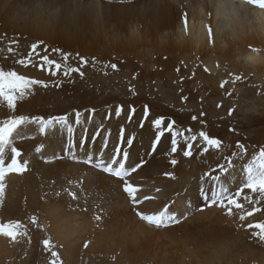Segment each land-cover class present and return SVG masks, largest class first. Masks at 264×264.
Listing matches in <instances>:
<instances>
[{"label":"bare ground","instance_id":"1","mask_svg":"<svg viewBox=\"0 0 264 264\" xmlns=\"http://www.w3.org/2000/svg\"><path fill=\"white\" fill-rule=\"evenodd\" d=\"M38 41L43 43L33 52L31 45ZM44 56L61 65L59 71L52 66L56 75ZM146 64L145 75L157 92L147 85L148 95L137 97ZM99 66L106 69L95 80ZM227 66L234 75L264 77V7L251 0H0V70L47 84L33 85L14 110L0 100V121L67 115L73 126V133L60 125L42 133L38 124L26 123L5 146L0 164L7 169L15 148L27 170L0 179V264H233V257L235 264H245L247 253L255 264H264V248L253 254L252 231H241L244 195L254 192L244 189L240 207L229 206L231 215L217 205L198 210L204 204L201 188L210 193L214 185L222 186L234 193L246 182L244 169L254 157L231 156L232 167L221 173L220 165L228 167L222 160L225 150L202 153L203 141L191 129L196 121L178 119L197 116L200 109L190 102L186 84H172L176 75L221 76ZM72 67L83 76H65ZM153 105L170 114L154 111ZM117 106H123L119 117ZM130 108L135 109L131 122ZM77 111L82 114L79 124ZM161 117L165 127L174 121L185 135L197 137L191 157L183 155V140L171 153L167 132L152 152L156 130L151 121ZM129 137H134L130 147ZM124 151L126 168L146 163L121 177L115 172ZM173 159L176 165L170 164ZM109 167L114 171L108 173ZM126 182L135 186L129 191L136 203L124 189ZM166 205L181 222L157 226Z\"/></svg>","mask_w":264,"mask_h":264},{"label":"rangeland","instance_id":"2","mask_svg":"<svg viewBox=\"0 0 264 264\" xmlns=\"http://www.w3.org/2000/svg\"><path fill=\"white\" fill-rule=\"evenodd\" d=\"M182 66L184 67L185 64H182ZM104 69H106L104 66L97 67L93 73V79L96 80V78L103 75ZM149 69V64H146L141 71L143 74L140 77V82H138V90L139 92L141 89L142 90L140 93H137V97H141L140 95L142 94L148 95L149 90H147V87L149 86L152 89L150 91L155 90L152 88L153 85H151L154 82L152 80L150 81L145 75ZM227 69V72L221 76L211 73L181 72L179 75H176V81L172 82V84H176L181 81V83L186 84L188 86L187 92L188 95H190V102L193 104L196 103L200 109L197 116L194 113L187 115V118H182V116L178 117L177 114L176 116L183 122L196 121L195 126L191 127L192 130L198 133L203 131L207 133L210 138L219 139L221 145L218 149L216 148L215 155H219L225 150L222 156L224 163H227L228 158L231 156H239L240 154L245 155L246 158L257 157L260 150L264 149V77L263 79H255L254 76L251 75H234L229 66H227ZM153 77L154 76L150 79ZM129 85L131 86V84ZM130 86L127 87L129 90H131ZM154 86L157 87L156 85ZM132 92V96L135 97L134 91ZM185 96L188 97L187 95ZM209 97H212V101H209ZM95 98L97 99L98 96H95ZM137 101L132 102V105H135ZM157 106L158 105H153L154 111L163 113L164 116L170 114L169 110H167L168 108L160 107L161 109H158ZM47 110H51V108L48 107ZM191 115L196 116L197 119L194 120V116ZM182 121L181 123H183ZM238 143L244 145L246 151H242L238 148ZM129 202L131 204V201ZM243 204L246 209L244 208L243 211L245 219L243 220L241 231H252L250 232L248 241L256 245L250 247L251 243H248L250 247L249 251L253 249V254H256L257 248H264V239L253 236L252 233L258 230L254 228L249 229L247 225L264 222V192L257 190L253 194L244 195ZM250 212L253 213V215H249ZM245 259L247 260L245 264H255V261L251 260V254L247 253ZM232 262L235 264L234 257L232 258Z\"/></svg>","mask_w":264,"mask_h":264},{"label":"snow or ice","instance_id":"3","mask_svg":"<svg viewBox=\"0 0 264 264\" xmlns=\"http://www.w3.org/2000/svg\"><path fill=\"white\" fill-rule=\"evenodd\" d=\"M123 2V0H121ZM252 3L257 4L258 6L264 7V0H251ZM184 22L187 24V15L184 16ZM43 41H38L37 43H34L31 45L32 51L35 52L36 49L42 44ZM11 51V48L9 49ZM53 51H60L59 49H53ZM39 55V53H36ZM31 56V53L29 54ZM65 61L68 59V54L64 55ZM43 62L46 63L49 68L48 70L51 72L52 75H56V71H59L61 68V65L59 63H56L53 60H50L47 56L43 57ZM20 63H25L24 61H20ZM87 63V60H85L83 57H81V64L84 65ZM55 66L56 71L52 70V66ZM111 67L113 69H116L117 65L112 64ZM208 69L206 68L205 71ZM72 72H77L81 76H83V73L80 72L79 68H66L64 71V75L68 76ZM33 85H41L44 87H47V84H45L44 81L41 80H35L30 79L28 77H25L23 75L18 74L16 71H8L5 72L3 70H0V100H3L7 103V106L10 109H15L16 102L19 98L24 97L28 92L31 91ZM95 110H92L94 114ZM123 111V106H117L116 108V115L117 117L120 116V114ZM135 114V109L130 108L129 110V122H131L132 116ZM81 113L77 111L75 113L76 116V124L80 123ZM149 115V109L147 106H145L144 109V120L147 119ZM195 120L196 117H193ZM26 123H36L40 127V131L42 133H45L49 128H54L57 125H60L62 127H65L67 129L68 133H73V126L69 124L68 122V116H58V117H50L48 119H45L43 117H32L29 118L24 115L20 116H14L10 117L6 120L0 121V157L3 156L4 148L7 144L11 143V138L13 133L22 125ZM175 122H168L166 127L165 120L163 117L157 118L153 121H151V126L153 129L156 130L155 139L152 142L151 150L154 153L158 144L161 141V138L164 136V134L170 133L171 134V153H176L179 149L180 142L183 140L186 147L183 151V155L185 157H191L193 155L192 149H193V142L197 140V137L195 135L187 136L184 134L183 131L177 129L174 127ZM142 128L144 127L143 121L140 125ZM189 132H191V129H188ZM124 135V129L121 128V138L123 139ZM200 138L203 141V148L201 149L202 153H206L209 151L210 148H219L221 145V141L216 138H210L209 135L203 131L199 133ZM83 144V141L81 142ZM127 145L130 147L134 143V137H129L126 140ZM70 147L74 148L75 144L74 142L70 145ZM237 147L240 148L242 151H246L244 149V145L237 144ZM39 150V149H38ZM14 156L11 160V163L7 166V169L4 168L2 164H0V179H2L3 175H5L7 172L10 171H16L18 173L26 171L27 170V161L21 162L18 158L21 155L20 151L18 149L13 148ZM128 159V152H123V160L119 161V171L115 172L118 176H128L130 173L135 172L138 168L142 167L146 161L141 160L139 164H137L135 167L132 168H126L125 167V161ZM258 160V165L255 164V161ZM117 160L114 157L112 160V164H116ZM177 161L175 159L170 161V164L176 165ZM232 167L231 158H228V167L225 168L224 165L219 166V171L221 173H226L228 171V168ZM109 172H113L114 170L109 167ZM244 171L246 172V182L243 183L239 189H237L234 193L229 192L227 188L220 187L217 188L215 185L212 187L211 192L209 193L208 190L201 188L200 189V197L204 201L203 206H201L198 210L199 211H205L207 208H211L214 205H217L221 208H228V213L231 215V208L230 205H235L236 207H240V204L238 203V200L240 199L241 194L243 193L244 189H250L252 192H256L257 190H260L261 192H264V149H261L258 156L254 157V162L249 163L245 166ZM166 176H170V173H165ZM208 175V174H206ZM174 178V177H173ZM215 180H219V176L214 177ZM130 188H135V186L130 185L129 183H125L124 189L126 192H129L130 198L134 203H136V197L134 194V191L130 192ZM170 206L166 205L165 208L162 210L164 215L159 217L158 220V226H170L171 223H180L181 221L177 219L176 214L169 211ZM138 215L144 219L143 213H138ZM249 215H253V213H249ZM187 217H185L186 219ZM245 219L244 216H241V220ZM247 228L249 229H257V232H254V236H258L260 239H264V222H257L253 224H248Z\"/></svg>","mask_w":264,"mask_h":264}]
</instances>
